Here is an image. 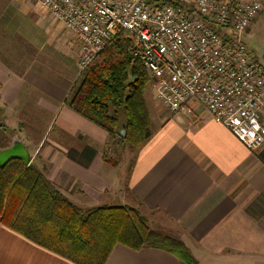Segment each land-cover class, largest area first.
<instances>
[{
    "label": "crops",
    "instance_id": "0c3cea01",
    "mask_svg": "<svg viewBox=\"0 0 264 264\" xmlns=\"http://www.w3.org/2000/svg\"><path fill=\"white\" fill-rule=\"evenodd\" d=\"M79 60L80 44L50 11L33 0H0V152L19 142L28 165L81 209L156 212L198 264H264V145L250 151L199 105L171 113L147 87L151 137L123 193L104 159L108 133L66 104ZM0 264L74 263L0 221ZM106 264L187 263L117 244Z\"/></svg>",
    "mask_w": 264,
    "mask_h": 264
},
{
    "label": "built area",
    "instance_id": "2783aa9c",
    "mask_svg": "<svg viewBox=\"0 0 264 264\" xmlns=\"http://www.w3.org/2000/svg\"><path fill=\"white\" fill-rule=\"evenodd\" d=\"M80 44L84 70L120 32L171 113L203 107L252 152L264 145V63L243 42L260 0H33Z\"/></svg>",
    "mask_w": 264,
    "mask_h": 264
},
{
    "label": "trees",
    "instance_id": "16d2710c",
    "mask_svg": "<svg viewBox=\"0 0 264 264\" xmlns=\"http://www.w3.org/2000/svg\"><path fill=\"white\" fill-rule=\"evenodd\" d=\"M132 45L126 32L115 36L81 72L66 100L77 114L108 133L106 162L114 161L110 153L118 147L137 154L151 137L144 98L149 79L142 63L128 51ZM0 221L74 264H106L117 244L135 251L161 249L187 264H198L182 240L153 229L139 209L110 205L81 209L60 195L36 166L20 160L0 167Z\"/></svg>",
    "mask_w": 264,
    "mask_h": 264
},
{
    "label": "rangeland",
    "instance_id": "374dc122",
    "mask_svg": "<svg viewBox=\"0 0 264 264\" xmlns=\"http://www.w3.org/2000/svg\"><path fill=\"white\" fill-rule=\"evenodd\" d=\"M260 1L262 2L263 10L259 17L255 20L253 26L244 35L243 42L246 44L249 51L252 52L257 58H259L262 63H264V61L261 59V54L262 52H264V0ZM115 153H117L116 156ZM110 155L114 161L108 163L116 168L118 179L120 183H122V187L120 190H122L123 188L124 193L125 184L127 182V177L131 168L130 165L132 164V161L136 154L134 152H130L128 148L122 150L118 147V150H116L115 152L111 151ZM141 213L148 219L149 225L153 229L164 234H168L171 236L174 235L169 233L170 230H168L167 228L159 226L160 220H163L160 219V216L156 212L149 214L150 212L143 211Z\"/></svg>",
    "mask_w": 264,
    "mask_h": 264
},
{
    "label": "water",
    "instance_id": "95a60500",
    "mask_svg": "<svg viewBox=\"0 0 264 264\" xmlns=\"http://www.w3.org/2000/svg\"><path fill=\"white\" fill-rule=\"evenodd\" d=\"M122 135L125 136L124 131H122ZM12 160H21L25 165H28L29 163L28 157L24 154L19 142L0 152V167L7 165Z\"/></svg>",
    "mask_w": 264,
    "mask_h": 264
},
{
    "label": "flooded vegetation",
    "instance_id": "af4514ba",
    "mask_svg": "<svg viewBox=\"0 0 264 264\" xmlns=\"http://www.w3.org/2000/svg\"><path fill=\"white\" fill-rule=\"evenodd\" d=\"M263 55H264V52H262V54H261V59L263 60ZM259 59V58H258ZM260 60V59H259Z\"/></svg>",
    "mask_w": 264,
    "mask_h": 264
}]
</instances>
